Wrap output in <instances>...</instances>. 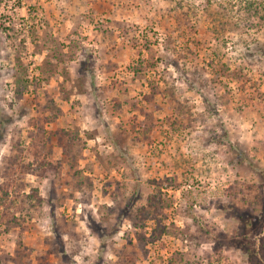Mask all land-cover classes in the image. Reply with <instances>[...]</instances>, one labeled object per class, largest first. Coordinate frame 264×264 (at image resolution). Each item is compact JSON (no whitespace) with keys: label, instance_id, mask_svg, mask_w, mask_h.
I'll return each instance as SVG.
<instances>
[{"label":"rangeland","instance_id":"rangeland-1","mask_svg":"<svg viewBox=\"0 0 264 264\" xmlns=\"http://www.w3.org/2000/svg\"><path fill=\"white\" fill-rule=\"evenodd\" d=\"M1 116L0 264H264V0H0Z\"/></svg>","mask_w":264,"mask_h":264},{"label":"trees","instance_id":"trees-1","mask_svg":"<svg viewBox=\"0 0 264 264\" xmlns=\"http://www.w3.org/2000/svg\"><path fill=\"white\" fill-rule=\"evenodd\" d=\"M1 118H2V116H1ZM9 121V120H8ZM5 123V124H7V121L5 120V122H4V120H3V118H2V120L0 119V123Z\"/></svg>","mask_w":264,"mask_h":264}]
</instances>
